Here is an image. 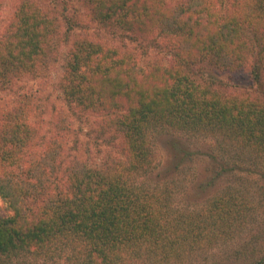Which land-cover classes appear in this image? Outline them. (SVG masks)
Returning a JSON list of instances; mask_svg holds the SVG:
<instances>
[{
	"label": "trees",
	"instance_id": "obj_1",
	"mask_svg": "<svg viewBox=\"0 0 264 264\" xmlns=\"http://www.w3.org/2000/svg\"><path fill=\"white\" fill-rule=\"evenodd\" d=\"M83 2L94 19L137 39L171 31L174 59L145 68L98 43L72 50L60 83L66 100L103 114L123 138L122 158L101 169L78 161L63 169L60 142L42 150L25 110L2 115L0 264H192L229 246V259L264 264V0ZM47 7L23 0L0 38V90L48 68L60 18ZM206 64L251 65L258 94L222 92L214 77H200ZM176 135L213 139L211 175L191 191L217 188L192 206L178 202L182 179L150 180L157 140ZM178 145L187 146L171 144L176 163L192 155Z\"/></svg>",
	"mask_w": 264,
	"mask_h": 264
},
{
	"label": "rangeland",
	"instance_id": "obj_2",
	"mask_svg": "<svg viewBox=\"0 0 264 264\" xmlns=\"http://www.w3.org/2000/svg\"><path fill=\"white\" fill-rule=\"evenodd\" d=\"M22 1L0 0V38L12 24ZM36 1L48 6L47 8L51 6L50 8L59 16L60 35L52 44L48 68L40 77H27L17 81L12 88L0 90V120L8 110L17 108L25 110L30 124L37 130L42 150L44 145L52 140L60 142L58 147L61 149V155L63 154L61 157L63 169L69 170L77 161L96 169L111 165L123 156V138L107 127V118L103 114L84 113L71 106L60 88L72 50L83 42H93L130 55L145 68L169 66L174 59L170 45L173 44L171 42L173 33L163 29L146 39H137L131 32L124 31L113 23L94 19L83 0ZM171 1L172 5H181L193 0ZM231 1L233 0H223V3L226 6ZM250 72L251 65L236 72H227L206 64L199 70V75L202 78L214 77L217 87L222 92L255 96L258 89ZM175 140L187 145L182 149L178 145L177 149L192 153L180 163H176L179 159L170 150ZM212 144L211 138H187L182 135L159 138L157 140L159 166L150 180L161 183L163 180L169 181L173 178L182 179L185 182L183 190H186L178 199L180 205L192 206L194 202L202 201L206 196L212 195L217 187L210 188L200 197L191 189L211 175V164L207 155L211 154ZM178 164H182L180 168L184 167L186 177L183 172L179 174L176 171ZM17 178L18 176L15 179ZM229 181V177L224 178L220 180V184ZM5 213V204L0 197V216ZM234 249V246L218 248L209 253L207 261H194L192 264L248 263L246 259H229Z\"/></svg>",
	"mask_w": 264,
	"mask_h": 264
}]
</instances>
